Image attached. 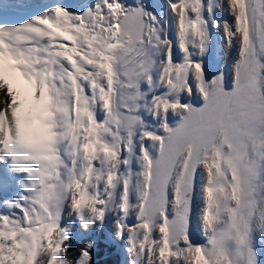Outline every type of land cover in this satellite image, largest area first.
<instances>
[{
	"label": "snow or ice",
	"instance_id": "snow-or-ice-1",
	"mask_svg": "<svg viewBox=\"0 0 264 264\" xmlns=\"http://www.w3.org/2000/svg\"><path fill=\"white\" fill-rule=\"evenodd\" d=\"M106 224L123 264H264V0H0V264Z\"/></svg>",
	"mask_w": 264,
	"mask_h": 264
},
{
	"label": "rangeland",
	"instance_id": "rangeland-1",
	"mask_svg": "<svg viewBox=\"0 0 264 264\" xmlns=\"http://www.w3.org/2000/svg\"><path fill=\"white\" fill-rule=\"evenodd\" d=\"M156 1V2H155ZM158 1V2H157ZM153 4L162 2V0H152ZM230 52L227 49L222 48H214L213 53L208 57V63L211 67H220L226 72L230 70L231 64L235 58V52ZM229 54V55H228ZM78 226V225H77ZM79 227V226H78ZM82 231V229H81ZM110 232L109 226L106 224L101 230L97 227L91 234V238L96 240L98 243H102L106 245L107 248L110 247L112 250L111 254H115L118 256V264H123L124 261V253L120 250V245L117 242H113L108 238V234ZM79 237L72 240L71 245H75L77 247L83 246L84 241ZM73 254V253H71Z\"/></svg>",
	"mask_w": 264,
	"mask_h": 264
},
{
	"label": "trees",
	"instance_id": "trees-1",
	"mask_svg": "<svg viewBox=\"0 0 264 264\" xmlns=\"http://www.w3.org/2000/svg\"><path fill=\"white\" fill-rule=\"evenodd\" d=\"M80 247L72 245L70 248V255L74 256L78 252ZM93 259L95 264H118V256L115 254H111V248H107L106 245L98 242L93 252Z\"/></svg>",
	"mask_w": 264,
	"mask_h": 264
},
{
	"label": "bare ground",
	"instance_id": "bare-ground-1",
	"mask_svg": "<svg viewBox=\"0 0 264 264\" xmlns=\"http://www.w3.org/2000/svg\"><path fill=\"white\" fill-rule=\"evenodd\" d=\"M34 5H36V6H39L40 4H43V3H46V2H49V0H35V1H31ZM82 2V0H71L70 1V4H72L73 6H75V5H77V4H79V3H81ZM150 2L151 3H153L152 2V0H150ZM156 2V1H155ZM158 2V1H157ZM30 11L31 10H35L34 8L33 9H29ZM24 14H26V13H24ZM20 18V16L19 15H10L9 17H8V19H19ZM230 54V53H229ZM228 54V55H229Z\"/></svg>",
	"mask_w": 264,
	"mask_h": 264
}]
</instances>
